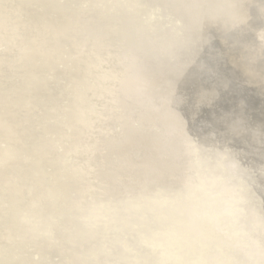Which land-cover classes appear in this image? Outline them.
I'll return each instance as SVG.
<instances>
[{"label": "bare ground", "instance_id": "1", "mask_svg": "<svg viewBox=\"0 0 264 264\" xmlns=\"http://www.w3.org/2000/svg\"><path fill=\"white\" fill-rule=\"evenodd\" d=\"M77 1L0 0V219L9 217L7 225L1 223L0 248L3 253L10 247L23 252L18 263L8 264H30L31 253L42 264H189L172 257L159 260L134 233L111 229L120 227V218L136 224L138 219H124V211L156 199L154 190L187 199L182 206L188 229L203 247L213 249L215 242L209 239H217L220 249L228 248L241 262L264 264V215L257 216L250 202L256 193L253 200L261 204L262 195L252 191L251 183L245 186L248 197L238 193L227 176L217 175L207 163V158L221 156L252 171L254 180L260 177L251 160L249 165L242 160L264 152V0H224L227 17L213 12L204 20L219 41L224 63L221 77L213 82L188 72L190 66L201 69L198 53L171 62L164 46L156 43L150 44L154 60L133 51L122 62L121 74L113 72L111 60L121 55L118 35L121 39L127 32L142 45L143 27L117 0ZM198 4L159 0L170 18L164 31L180 32L187 50L192 41L187 13ZM49 12L58 19L52 20ZM42 67L53 73V86L60 90L45 88L36 77L34 71ZM69 69L74 77L60 86L56 74L69 75ZM107 80L116 82L115 90L107 88ZM231 84L252 94L257 106L234 94ZM207 120L223 125V133L247 138L249 150L224 145L223 152L196 135L199 168H194L185 142L193 124ZM111 121L121 130L118 142L108 127ZM32 158L53 167V184H45L39 171L26 165ZM95 168L99 181L91 189L87 182ZM59 178L70 184L68 192H55ZM99 204L112 216L106 219L112 226L103 236V252L98 248ZM74 228L82 233L81 244L73 239ZM188 245L195 255L201 252L196 242Z\"/></svg>", "mask_w": 264, "mask_h": 264}, {"label": "water", "instance_id": "2", "mask_svg": "<svg viewBox=\"0 0 264 264\" xmlns=\"http://www.w3.org/2000/svg\"><path fill=\"white\" fill-rule=\"evenodd\" d=\"M59 1L61 2L62 0ZM67 1L72 5L78 2L77 0ZM117 1L119 4H121V7L124 9V11L131 13L139 20L141 26L143 27V30L141 31L143 32V43L142 45L135 43L133 39H131L127 34V32L124 33L125 37H120L121 39H119L118 35L117 38L118 41H120L119 47L121 48V55L118 59L115 57L111 60V67L113 72L115 71V73L121 74L123 70L122 62L126 57H128L130 52L133 51L137 52L138 55H144L143 57L147 58L148 60H154L150 44L156 43L164 46V49L167 52V58L170 59L169 61L171 62H174L176 58H178V56L180 60H184L193 52L198 53L199 56L198 60H196V64L201 66V69L197 71L196 65L190 66L188 72H191L192 74L199 72L202 78H205L210 82L216 81L221 77L224 63L221 56L219 55V41L212 30L207 29L204 26L205 23L203 24V22L209 17L210 14H213V12H218V14L220 15L222 14V17L224 18L227 17V14H225L226 6L223 5L224 0H199L198 6L193 10L188 11L189 13H187V18L189 20L190 30L192 34L191 44L189 43L191 45V50L190 48L187 50L183 47L185 40L184 36H182L180 32L176 33L175 30H171V32L167 34L164 31L165 26L166 28L169 27L168 23L170 21V18L169 16H166V13H163L160 10L159 0ZM46 14H48V16L51 17L54 21L58 19V17L51 14V12ZM162 15H164L163 18ZM173 24L177 28L181 27L178 23L176 25L174 20ZM108 37L113 43H115L116 39H113L112 35H108ZM69 71L71 72L69 75H67L66 73H59V75L56 74L60 86L65 85L66 81H69V79L74 77V71L72 69H69ZM34 72L33 73L36 75V77L45 85V88H47L48 86L50 90H54L56 92L60 90L58 84H54L55 87L53 86L54 81L51 76L53 73L50 72L47 67H42L39 69L37 68ZM23 80L24 75L22 77V81ZM110 81L111 80L106 81L107 88L114 89L116 87V82L110 83ZM230 89L234 94L242 97L249 106H257V99L254 98L252 94L246 93V91H240L234 86V84L230 85ZM109 98L110 97L107 96L105 97V100L109 101ZM91 119L93 120L94 118ZM108 127L111 131V135L114 138L113 141L118 142L122 136L118 124L115 121H111L110 123H108ZM192 127L193 129L190 133L189 140L188 142H185V147L186 150H188V159L196 169L199 168V164L195 157L197 156L194 145L196 135H198L201 139L206 138L204 145L214 144L223 152H225L224 145H229L234 149L241 150L247 148L245 146L247 145L246 142H248L247 138H244V136L241 135L239 137H233L227 132L223 133L224 126L215 124L211 120H207L201 123L197 122L193 124ZM247 149L249 150V148ZM260 149L261 151H264V136L260 142ZM205 151L207 152L208 156L211 154L209 148H206ZM215 155L216 154H213V156ZM216 158L217 159L214 161H212L210 158H207V163L214 167V171L217 173V175L227 176L228 184L231 185L235 191H237L238 193L242 192L244 193V195H246V197H248V194H246L245 191V186H247L248 183H251L252 191L255 190L259 195H262L263 202L261 204L259 199L253 200L257 196L256 193H253V196H250V202H252L251 204L253 206V211L257 214V216L261 218L262 216H260V213L262 212L264 215V152L260 157L257 156L252 159V156L248 155L247 159L242 160V163L246 165H249V163L252 161L251 163L254 169L260 175V177L257 179L255 178V180V175H253V172L250 170H244V168H239V163L236 160H228L222 158L221 156H217ZM66 160L70 163V156H68ZM26 165L32 168L31 171L33 173L34 171L38 170L43 177L45 184H53L50 177V174L53 173L52 166H49L42 161H37L34 158L28 159ZM95 171L96 172L93 175L91 174V176H89V181L87 182L91 189H97V184L99 181V170L95 168ZM203 173L205 175L208 174L210 175V177H213V175L208 172L207 168H204ZM232 175L234 177H232ZM257 181H259L261 184L259 185ZM209 182L212 181L209 180ZM58 184L59 186H57ZM58 184L55 187V192H68L70 188V184L68 182L64 181L63 178H59ZM71 188H73L72 185ZM151 195L157 198L146 200L147 202L144 203H136L130 205L128 207V210L124 211L126 215L124 219H138V222L136 224H131V222H126L122 220L123 218H120V227L118 229H114L116 227L115 224L111 228V220L106 223V219H112L111 213L105 210V208L102 207V204L98 205L97 214H100L99 217L101 218V229L98 233L100 234L98 236V248L100 251L103 252V236L108 233L107 229L111 228L116 233H122L121 230H127L128 232L134 233V236L136 237L138 243L144 245L152 251H155L153 255H155L159 260L172 257L178 262L185 263V261H189V264H245L244 262H241L240 259L234 257L233 252L231 250H228V248L224 247L220 249L216 244V242L218 241L217 239H209V242H215V245L211 250H209L207 247H203L199 242L195 240V233L191 232L190 229H188L189 223L186 220L188 218L183 213L184 206L182 205L183 203H188L187 199L177 198L176 196L174 198H168L167 196H162V194L158 190H154ZM49 198L51 199V197ZM193 202V204L198 205V203H196V199H194ZM226 208H228V206H226ZM100 210H102L103 213H101ZM195 212L197 215L199 214L198 211ZM227 216L229 219H232L230 215ZM5 219H9V217L5 215L3 216V219H0V228H3L5 225H7ZM199 219H210V217H199ZM2 221L5 222V225L1 224ZM92 222L94 224L95 220L93 219ZM199 222L200 224L202 223L201 220H199ZM93 224L92 226L95 230V225ZM190 232L194 235L190 234ZM72 236L75 243L81 244V242H83V236L80 230H76V228H74ZM202 238L204 239V237ZM190 240L198 244V250L201 252H198L197 255H195V253L192 251V248L188 245V242ZM49 242L51 244H54V241H52L51 239H49ZM185 245L188 249L185 247ZM4 251L6 253H3V249L0 248V264H8V262L13 261L18 263L19 259L21 258L20 254L23 253L21 249L16 247H10L9 250ZM29 252L32 251L30 250ZM31 259L32 261L30 264H42L38 261L34 253H31ZM53 262H58V258L54 257ZM43 264H48V262L45 261Z\"/></svg>", "mask_w": 264, "mask_h": 264}]
</instances>
